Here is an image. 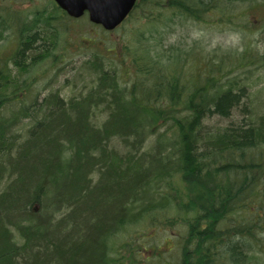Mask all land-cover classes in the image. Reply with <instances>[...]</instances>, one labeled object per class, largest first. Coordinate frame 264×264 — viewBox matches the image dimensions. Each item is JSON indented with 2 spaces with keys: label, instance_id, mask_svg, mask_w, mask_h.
Segmentation results:
<instances>
[{
  "label": "trees",
  "instance_id": "trees-1",
  "mask_svg": "<svg viewBox=\"0 0 264 264\" xmlns=\"http://www.w3.org/2000/svg\"><path fill=\"white\" fill-rule=\"evenodd\" d=\"M146 6L166 29L179 17L214 23L244 47H178L168 64L147 55L123 83L112 56L94 54L80 67L90 82L26 102L24 74L44 60L62 71L54 42L66 21L52 5L0 13L11 44L0 53V264H120L124 251L143 264L145 246L119 238L138 226L178 236L168 264H264V47L252 39L264 0Z\"/></svg>",
  "mask_w": 264,
  "mask_h": 264
},
{
  "label": "rangeland",
  "instance_id": "rangeland-1",
  "mask_svg": "<svg viewBox=\"0 0 264 264\" xmlns=\"http://www.w3.org/2000/svg\"><path fill=\"white\" fill-rule=\"evenodd\" d=\"M146 1L138 0L137 9H133L122 23L109 31L91 23L86 14L81 15L74 23H63L60 30H55L58 32V37L54 42V56L63 58L62 62H57V64L60 63L57 66L62 71L56 74V69L52 70V63L49 60L39 62L31 68V71L22 76V80L26 82V89L21 91L23 97H26L24 100L28 102L31 96H42L53 89L60 93L62 91V95L70 94L72 93L71 89L74 88L73 85L67 92L66 86L70 82L78 86L90 82L92 76L84 74L80 67L94 54L112 56L110 65L120 74L123 83L131 81L135 68L141 63V57L145 59L147 55L161 58L164 64H168L173 59L168 54L174 52V49L178 47L193 48V57H201V53H210L213 50H220L219 53L226 49L241 51L244 47L238 32L214 23H208L207 26L199 25L193 21L180 23L181 18L179 17L176 20L177 23L171 24L172 27L166 29L162 23V26L160 23L157 24V20L142 17L143 13L147 15L149 11L146 9L148 8ZM251 2H262V0H251ZM51 5L49 2L35 0H0V13L6 16V13L9 12L10 15L31 18L33 12L37 13L38 10ZM262 16V11L255 9L251 12L250 19L254 21ZM164 31L166 32L164 33ZM252 39L258 41V48L264 47V34L255 36V38L253 36ZM142 46L146 47L144 51ZM1 49L4 50L5 55H9L11 44L0 38V53L3 52ZM10 75L13 77L12 74ZM254 90L262 91L259 86ZM258 100L264 104L263 95ZM230 119L233 120V118H226L217 119V121L219 125H224ZM129 230L133 231L130 234L126 232L119 236L125 245L130 243L133 248L143 245L147 249L144 253L149 256L153 255L148 262H142L143 264H168L170 261L172 263L178 259L176 248L178 236L172 234L171 230H163L162 227L149 229L141 226L132 227ZM159 249L164 251L161 259L156 257L160 255L158 254ZM138 259L140 258L137 257L135 262L138 263ZM119 262L120 264H131L132 258H129V255L124 251L119 256Z\"/></svg>",
  "mask_w": 264,
  "mask_h": 264
},
{
  "label": "water",
  "instance_id": "water-1",
  "mask_svg": "<svg viewBox=\"0 0 264 264\" xmlns=\"http://www.w3.org/2000/svg\"><path fill=\"white\" fill-rule=\"evenodd\" d=\"M69 15L87 11L89 20L105 29L114 28L129 12L135 0H55Z\"/></svg>",
  "mask_w": 264,
  "mask_h": 264
},
{
  "label": "flooded vegetation",
  "instance_id": "flooded-vegetation-1",
  "mask_svg": "<svg viewBox=\"0 0 264 264\" xmlns=\"http://www.w3.org/2000/svg\"><path fill=\"white\" fill-rule=\"evenodd\" d=\"M35 1H41V0H35ZM46 2H49L52 4V6L54 8H56L60 14V17H58L59 19H62L63 21H66V22H71V23H74L76 21V19L74 18H71L70 16H68L55 2L54 0H44ZM49 16V15H47Z\"/></svg>",
  "mask_w": 264,
  "mask_h": 264
}]
</instances>
